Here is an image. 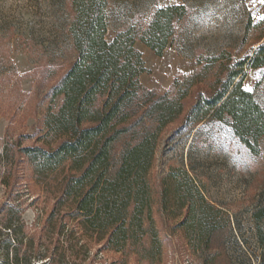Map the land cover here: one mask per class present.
<instances>
[{"label": "trees", "instance_id": "trees-1", "mask_svg": "<svg viewBox=\"0 0 264 264\" xmlns=\"http://www.w3.org/2000/svg\"><path fill=\"white\" fill-rule=\"evenodd\" d=\"M70 5L74 56L51 87L52 95H63L61 105L47 114L39 143L20 150L48 202L35 224L43 249L33 258L41 259L39 264H94L89 253L98 245L144 259L148 235L163 245L155 205L168 219H179L187 236L208 241L209 206L202 191L180 168L156 185L151 178L156 152L165 130L182 119L187 126L222 121L248 150L259 153L264 107L244 79L248 68L264 66V41L240 59L225 53L205 57L198 71L176 81L177 93L158 94L141 83L148 69L135 44L139 39L162 55L186 6L158 7L142 31L130 27L108 39V0H70ZM204 82L205 91L186 111V98ZM5 227L14 243L26 236L32 246L36 241L20 215L18 225L9 221Z\"/></svg>", "mask_w": 264, "mask_h": 264}, {"label": "rangeland", "instance_id": "rangeland-1", "mask_svg": "<svg viewBox=\"0 0 264 264\" xmlns=\"http://www.w3.org/2000/svg\"><path fill=\"white\" fill-rule=\"evenodd\" d=\"M183 4L187 13L162 55L136 41L147 72L140 80L158 94L177 93L174 84L201 68L199 60L225 53L235 59L250 55L264 41V0H108L107 38L150 23L161 6ZM70 0H0V264L35 260L43 246L36 223L47 197L32 178L20 150L38 144L45 118L58 111L63 95L51 87L74 56L68 32ZM244 87L264 107V66L248 68ZM206 82L186 98V111ZM185 111V113H186ZM172 168L187 171L207 205L205 226L210 239L187 236L158 205L155 227L162 247L148 235L146 258L132 253L90 249L94 264H261L264 261V136L258 154L248 150L232 128L219 120L187 126L182 119L169 126L160 140L151 178L157 185ZM48 203V202H47ZM26 222L28 236L14 243L6 223ZM208 235V234H207ZM22 236V233H20ZM45 243H47L45 241ZM16 245L15 247H13ZM18 257V258H17Z\"/></svg>", "mask_w": 264, "mask_h": 264}]
</instances>
